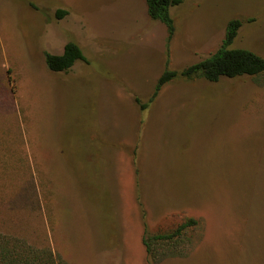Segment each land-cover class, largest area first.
<instances>
[{"label":"rangeland","instance_id":"1","mask_svg":"<svg viewBox=\"0 0 264 264\" xmlns=\"http://www.w3.org/2000/svg\"><path fill=\"white\" fill-rule=\"evenodd\" d=\"M171 14L168 44L145 0H0L1 233L68 264H149L144 221L156 233L192 218L186 256L159 264H264V74L179 76L150 103L164 71L214 53L232 19L230 48L264 57V0ZM69 42L86 60L50 71L45 52Z\"/></svg>","mask_w":264,"mask_h":264},{"label":"trees","instance_id":"2","mask_svg":"<svg viewBox=\"0 0 264 264\" xmlns=\"http://www.w3.org/2000/svg\"><path fill=\"white\" fill-rule=\"evenodd\" d=\"M183 1L145 0L149 17L154 21L163 23L167 27L168 44H170L176 32L175 20L171 14V8L181 5ZM67 13V11L59 9L56 15L58 18H63ZM242 25L243 22L239 19L229 21L226 27L225 37L220 47L210 56L184 68L181 72L169 69L164 71L158 80L150 103L156 99L167 83L179 76L187 80L201 78L208 82L216 83L222 78L254 77L264 74V57L248 49L230 48ZM45 60L50 71L66 73L78 61H85L86 57L76 43L69 42L65 45L62 54L45 52ZM135 102L142 109H146L149 106V104L141 103L138 97H135ZM136 169L137 166H135ZM138 202L143 207L139 197ZM143 215L145 217L144 211ZM144 224L145 233L143 236V244L146 249L148 263L159 264L167 258H183L186 256L187 253L184 247H181V244L183 239L186 238L189 229L195 226L197 221L191 218L173 229L156 233L149 230L146 221H144ZM162 248H167V250L161 252L160 249ZM0 264L68 263L59 254L57 255L50 245L44 247L35 246L30 244L25 238L0 232Z\"/></svg>","mask_w":264,"mask_h":264},{"label":"crops","instance_id":"3","mask_svg":"<svg viewBox=\"0 0 264 264\" xmlns=\"http://www.w3.org/2000/svg\"><path fill=\"white\" fill-rule=\"evenodd\" d=\"M129 236V235H128ZM125 241H126V233H125V237H124V242H123V244L121 245L120 243H115V245L114 246H112L110 249H109V251H108V253H109V256H111V258L113 259V261L115 260V259H117L118 257H121L120 256V252H121V254H122V256H124V250H125ZM144 245V244H143ZM122 246H123V248H122ZM130 259V258H129ZM128 259V260H129ZM123 263H124V260H123ZM125 263H127V262H125ZM124 263V264H125Z\"/></svg>","mask_w":264,"mask_h":264}]
</instances>
